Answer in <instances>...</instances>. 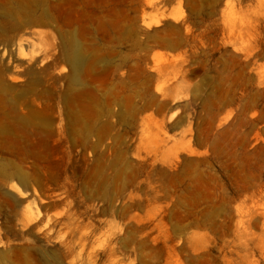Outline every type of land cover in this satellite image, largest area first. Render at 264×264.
<instances>
[{"label": "rangeland", "instance_id": "1", "mask_svg": "<svg viewBox=\"0 0 264 264\" xmlns=\"http://www.w3.org/2000/svg\"><path fill=\"white\" fill-rule=\"evenodd\" d=\"M0 264H264V0H0Z\"/></svg>", "mask_w": 264, "mask_h": 264}]
</instances>
